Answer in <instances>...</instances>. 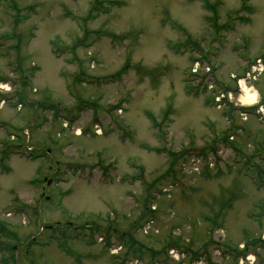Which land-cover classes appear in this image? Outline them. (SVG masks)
I'll list each match as a JSON object with an SVG mask.
<instances>
[{"label":"rangeland","instance_id":"1","mask_svg":"<svg viewBox=\"0 0 264 264\" xmlns=\"http://www.w3.org/2000/svg\"><path fill=\"white\" fill-rule=\"evenodd\" d=\"M241 80L264 0H0V264H264Z\"/></svg>","mask_w":264,"mask_h":264},{"label":"clouds","instance_id":"2","mask_svg":"<svg viewBox=\"0 0 264 264\" xmlns=\"http://www.w3.org/2000/svg\"><path fill=\"white\" fill-rule=\"evenodd\" d=\"M242 87V94L238 97V103L244 106L260 105L259 110L264 111V104H261V93L259 90L250 88L243 80L240 81ZM10 86L6 84H0V88L8 89ZM243 247V245H241ZM248 260L254 261L255 257L248 256ZM240 264H244V260L241 259Z\"/></svg>","mask_w":264,"mask_h":264},{"label":"trees","instance_id":"3","mask_svg":"<svg viewBox=\"0 0 264 264\" xmlns=\"http://www.w3.org/2000/svg\"><path fill=\"white\" fill-rule=\"evenodd\" d=\"M264 104V103H263ZM244 109V111H255L256 110V108H249V109H246V108H243ZM15 148H18V147H15ZM21 153V152H20ZM24 155H26V156H28V157H30V158H33V157H35V156H33L30 152H26V151H24V152H22ZM96 228H98V226H96ZM108 232V231H107ZM108 238H109V232H108V236H107ZM262 243H264V240H262L261 238H258V239H256V242H252L251 244H254V245H261ZM175 244H170L169 246H174ZM140 251V250H139ZM247 251H248V245L246 246V249L245 250H241L240 251V253L242 252L243 253V255H246L247 254Z\"/></svg>","mask_w":264,"mask_h":264},{"label":"flooded vegetation","instance_id":"4","mask_svg":"<svg viewBox=\"0 0 264 264\" xmlns=\"http://www.w3.org/2000/svg\"><path fill=\"white\" fill-rule=\"evenodd\" d=\"M81 233L78 231L77 239H80Z\"/></svg>","mask_w":264,"mask_h":264},{"label":"built area","instance_id":"5","mask_svg":"<svg viewBox=\"0 0 264 264\" xmlns=\"http://www.w3.org/2000/svg\"><path fill=\"white\" fill-rule=\"evenodd\" d=\"M260 62V61H259ZM256 71L260 72L262 70V66H261V69L257 70L256 68H254Z\"/></svg>","mask_w":264,"mask_h":264}]
</instances>
